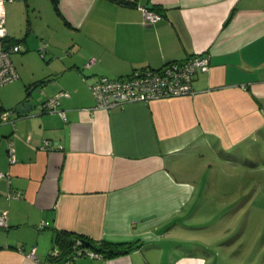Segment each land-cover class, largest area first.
I'll list each match as a JSON object with an SVG mask.
<instances>
[{
	"label": "crops",
	"instance_id": "1",
	"mask_svg": "<svg viewBox=\"0 0 264 264\" xmlns=\"http://www.w3.org/2000/svg\"><path fill=\"white\" fill-rule=\"evenodd\" d=\"M6 5V40L18 52L10 55L17 79L0 86V112H10L0 124V213L7 222L0 264H46L52 250L65 254L59 232L141 244L127 255L78 256L68 264H161L163 242L173 236L180 247L189 234L176 229L193 227L196 215L186 211L196 201L199 171H211L221 156L228 165L247 152L260 156L264 147V0ZM142 9L160 18L144 24ZM194 55L208 56L210 65L194 75V95L93 109L89 87L99 77ZM60 92L69 94L58 105L65 119L39 110ZM28 101L31 111L17 113ZM169 264L206 260L193 252Z\"/></svg>",
	"mask_w": 264,
	"mask_h": 264
},
{
	"label": "rangeland",
	"instance_id": "2",
	"mask_svg": "<svg viewBox=\"0 0 264 264\" xmlns=\"http://www.w3.org/2000/svg\"><path fill=\"white\" fill-rule=\"evenodd\" d=\"M259 153L260 156H256L247 152L230 165L224 163L223 156L214 158L211 171L209 168L199 171L200 180L194 192L196 201L186 211L196 215L190 224L193 227L183 230L179 225L176 229L189 234L184 236L180 247L172 245L176 241L173 236L163 242L161 264H169L172 259L193 252L201 255L206 264L262 263L264 147ZM211 234L215 236L210 237Z\"/></svg>",
	"mask_w": 264,
	"mask_h": 264
},
{
	"label": "built area",
	"instance_id": "3",
	"mask_svg": "<svg viewBox=\"0 0 264 264\" xmlns=\"http://www.w3.org/2000/svg\"><path fill=\"white\" fill-rule=\"evenodd\" d=\"M4 1L0 0V86L11 83L17 79V74L10 61V55L18 52V46L13 45L7 49L1 46V40L6 37ZM11 2L12 0H7ZM144 24L156 22L160 16L155 12L142 9ZM46 48L42 44L40 51ZM209 58L205 55H194L183 61L168 62L158 69L145 68L136 73L111 79L101 76L89 87L95 100L94 110L110 111L122 108L131 103H147L154 100H162L177 97H187L195 94L192 86L194 75L197 72L209 71ZM69 97L66 92H60L53 98L47 99L38 105L41 112L58 113L62 119L64 114L58 109L60 99ZM10 112H0V124L9 120ZM43 148L52 150L53 146L44 142ZM57 149H61L57 146ZM13 162V156L10 157ZM12 197H16L15 194ZM7 226L6 213H0V228ZM89 258H101L92 251L85 253ZM58 251L52 250L46 264H51L52 259L57 258ZM66 262L65 264H68Z\"/></svg>",
	"mask_w": 264,
	"mask_h": 264
},
{
	"label": "trees",
	"instance_id": "4",
	"mask_svg": "<svg viewBox=\"0 0 264 264\" xmlns=\"http://www.w3.org/2000/svg\"><path fill=\"white\" fill-rule=\"evenodd\" d=\"M54 2L56 0H53ZM122 3H126L123 1ZM128 4V3H126ZM10 40H6V37L1 40V46L3 49H7L10 46L15 44H9ZM56 241L62 249H64L65 254L58 252V256L55 259H52L51 264H65L71 259H74L78 256H86L84 247L90 248L92 252L100 255L101 258L111 259L119 256L127 255L132 251H135L141 247V244L138 242L130 243H107L104 241L92 242L86 237L82 236H73L65 232H59L56 236ZM88 252V251H87ZM70 253V256L66 259L63 257ZM49 259V257H48Z\"/></svg>",
	"mask_w": 264,
	"mask_h": 264
},
{
	"label": "water",
	"instance_id": "5",
	"mask_svg": "<svg viewBox=\"0 0 264 264\" xmlns=\"http://www.w3.org/2000/svg\"><path fill=\"white\" fill-rule=\"evenodd\" d=\"M36 93H37V91H36ZM32 107H33V104H31V102L28 101L27 103H25L23 105L17 106L16 112L19 114L26 113V112L31 111Z\"/></svg>",
	"mask_w": 264,
	"mask_h": 264
}]
</instances>
